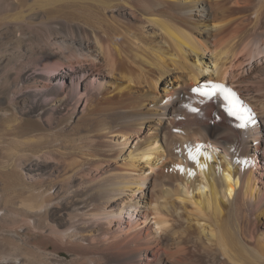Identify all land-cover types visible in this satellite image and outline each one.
Here are the masks:
<instances>
[{
	"label": "bare ground",
	"instance_id": "1",
	"mask_svg": "<svg viewBox=\"0 0 264 264\" xmlns=\"http://www.w3.org/2000/svg\"><path fill=\"white\" fill-rule=\"evenodd\" d=\"M12 1L0 34L35 35L24 77L51 111L2 123L1 167L37 191L8 214L52 243L41 262L264 264V0ZM210 84L244 128L191 91Z\"/></svg>",
	"mask_w": 264,
	"mask_h": 264
},
{
	"label": "rangeland",
	"instance_id": "2",
	"mask_svg": "<svg viewBox=\"0 0 264 264\" xmlns=\"http://www.w3.org/2000/svg\"><path fill=\"white\" fill-rule=\"evenodd\" d=\"M3 30V33L0 34V100H5L3 106L0 105V264H44L41 262V258L52 253V243H45L39 234L30 229L11 230L9 227L16 216L9 215L8 212L17 211L21 207V201L33 198L37 195V191L31 185L30 178H28L29 188L25 189L19 184L13 168L7 170L1 167V163L8 159V153L11 150L14 151L10 143L12 136L3 133L2 123L10 119L28 118L29 115L41 111L43 106L46 108L45 112L49 111L50 113L51 109L43 103L44 97L35 92V88L43 90L50 84L39 82L35 86L27 83L26 77H29V72L24 70V67H29L33 58L21 56V53L22 51L28 53L30 47H33L31 43L35 35L30 34L28 30L24 34L13 28L4 27ZM42 30L45 32L44 29ZM22 57L23 61H20ZM21 62L24 64L22 65ZM34 63L38 62L34 61ZM39 66L44 75L48 74L43 64H39ZM77 78H63L66 80V89L72 90L78 82ZM44 80H48L47 77L44 76ZM82 80L81 77L80 83H83ZM42 160L38 159V161ZM15 161L13 163L17 162ZM33 161L36 162L37 159ZM56 166V163L46 162L38 172L44 176L53 175ZM7 232H11L12 235H7ZM3 233L7 234L3 235ZM64 256L70 257L66 252H60L55 253L50 259L55 261V258L60 259Z\"/></svg>",
	"mask_w": 264,
	"mask_h": 264
},
{
	"label": "snow or ice",
	"instance_id": "3",
	"mask_svg": "<svg viewBox=\"0 0 264 264\" xmlns=\"http://www.w3.org/2000/svg\"><path fill=\"white\" fill-rule=\"evenodd\" d=\"M191 91L193 93H197L199 96L203 98H210L217 94L222 96L223 101H224V104H223L224 111L227 113L228 116L235 117L237 120L240 121L238 127L244 128L245 122L251 121V117L246 114L250 110L244 109L242 111V105L236 98L235 93H233L229 89H225L223 85L210 84L209 87L207 88L194 87L192 88ZM200 102L203 103L204 101L201 100ZM192 111H198V109H192ZM189 159L194 160L195 156L189 155Z\"/></svg>",
	"mask_w": 264,
	"mask_h": 264
}]
</instances>
